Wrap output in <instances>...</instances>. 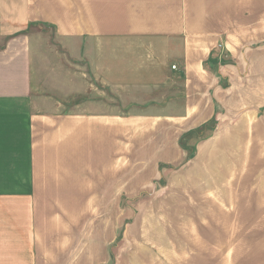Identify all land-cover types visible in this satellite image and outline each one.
Returning a JSON list of instances; mask_svg holds the SVG:
<instances>
[{"label":"crops","instance_id":"crops-1","mask_svg":"<svg viewBox=\"0 0 264 264\" xmlns=\"http://www.w3.org/2000/svg\"><path fill=\"white\" fill-rule=\"evenodd\" d=\"M225 1L0 0V264L106 260V248L101 256L91 255L89 202L116 199V194L121 198L123 119L135 124L155 122L144 131L150 137L145 150L170 154L168 162L184 157L179 137L211 118L217 122L208 134L209 139L214 138L212 142L237 135L238 120L243 123L241 135L250 137L245 126L250 115L257 123L253 136L264 137V44L250 47L246 43L263 42L264 36L260 30L251 36L249 32L235 44L231 32L237 10L234 0ZM41 24L53 27L58 38L81 41L82 52L93 48L98 64L91 71L99 74L100 83H105V73L121 71L106 67V40L178 38L182 60L175 69L183 75V109L167 112L165 105L174 102L172 98L156 113H107L104 87H97L96 98H83L67 109L75 93L83 94L89 86L82 83L80 89L75 85L74 71L67 68L59 81L54 48L55 60L49 56L46 65V41L29 31ZM240 41H246L248 47ZM209 56L214 71L204 65ZM196 60L202 71L189 76V66ZM189 98L194 106L191 117ZM154 127L161 128L165 142L153 143ZM172 133L174 140L170 141ZM208 140L196 145L198 152L203 144L202 157L211 153L213 145Z\"/></svg>","mask_w":264,"mask_h":264},{"label":"rangeland","instance_id":"rangeland-1","mask_svg":"<svg viewBox=\"0 0 264 264\" xmlns=\"http://www.w3.org/2000/svg\"><path fill=\"white\" fill-rule=\"evenodd\" d=\"M234 8L237 12L231 33L235 37L231 39L235 44L249 32L251 36L260 30L264 36V0H234ZM59 28L66 32L62 25ZM29 31L45 39L46 65L49 56L51 61L55 60L52 48L57 51L59 81L67 68L74 71L75 85L78 83L80 89L82 83L89 86L85 93H75L67 109L83 98H96L97 87L105 88L103 100L107 113L116 111L122 116L147 110L156 113L172 98L174 102L165 105L167 112L183 109V75L171 68L172 64L179 66L182 60L178 57L182 54L178 38L106 40V67L121 71L115 75L105 73V83H100L103 80L99 74L91 71L98 64L93 48L82 52L81 41L58 38L49 25H36ZM246 43L253 47L264 41ZM227 48L235 51L232 44L227 43ZM200 66L199 60L193 62L189 76L201 72ZM136 67H141V71L133 72ZM143 68L152 72L147 73ZM188 102V117H191L194 106L190 98ZM247 119L245 126L250 129V137L241 135V120L236 121L237 135L224 136L218 141L209 139L208 134L214 128L212 131L207 128L202 137L181 135L178 144L184 157L174 162L166 161L172 158L170 154L156 150L150 154L145 150L150 137L144 131L155 122L135 124L123 119L121 198L116 194V199L89 202L91 255L96 252L101 256L106 248V260L98 263L102 257H95L91 264H264V137L253 136L257 123L252 115ZM160 129L154 127L151 138L154 144L166 141L160 137ZM174 135H169L170 141ZM205 139L213 146L211 153L202 157L203 144L198 152L196 145ZM133 223L136 226L130 227Z\"/></svg>","mask_w":264,"mask_h":264},{"label":"trees","instance_id":"trees-1","mask_svg":"<svg viewBox=\"0 0 264 264\" xmlns=\"http://www.w3.org/2000/svg\"><path fill=\"white\" fill-rule=\"evenodd\" d=\"M210 61L212 62V65H209L207 62L208 60L205 61L204 65L209 68V69H213V71L215 70L214 67V62L212 60V58L209 56ZM231 63V60H228ZM220 62H223V60H220ZM216 123L215 118H211L208 122L204 123L203 125H201L198 128H195L193 130H189L186 133L183 134V137L189 136L191 134H196L198 137H202L203 134L202 132L205 131L207 128L210 129L212 131V129L214 128V125Z\"/></svg>","mask_w":264,"mask_h":264},{"label":"built area","instance_id":"built-area-1","mask_svg":"<svg viewBox=\"0 0 264 264\" xmlns=\"http://www.w3.org/2000/svg\"><path fill=\"white\" fill-rule=\"evenodd\" d=\"M171 68H172V69H175V68H176V65H175V64H172V65H171Z\"/></svg>","mask_w":264,"mask_h":264}]
</instances>
